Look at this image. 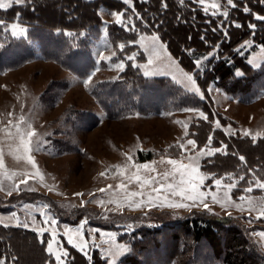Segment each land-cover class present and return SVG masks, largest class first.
Instances as JSON below:
<instances>
[{
  "label": "rangeland",
  "instance_id": "rangeland-1",
  "mask_svg": "<svg viewBox=\"0 0 264 264\" xmlns=\"http://www.w3.org/2000/svg\"><path fill=\"white\" fill-rule=\"evenodd\" d=\"M10 2L0 0V3ZM213 2L221 5L215 15L227 11V0H205L203 6L197 4L206 12L205 7ZM214 11L208 7L206 13L214 15ZM100 14L104 25L98 34L92 33L91 38L88 37L89 59L79 58L74 62L75 66H71L75 67L74 71L46 59L31 40L28 45L35 53L32 59L5 67L0 56V226L34 233L44 243V251L53 264H57L56 256L62 252L69 254V247L85 255L78 250L84 242L88 244L87 258L97 250L108 264L113 258L111 254L119 252L121 246L129 249L127 239H132L131 234L137 229L158 227V219L167 214L203 211L235 217L245 227H255L251 237L264 252V238L257 235L264 232V217L260 215L264 211V190L255 186L254 181L258 179L233 173L213 176L206 170V165L216 154L225 153V146H212L209 140L205 146H200L190 135V126L209 121L208 114L211 131L220 130L226 136L258 142L248 157L264 165V90L248 102L230 98L214 84L205 93L197 84L199 92L192 91V82L186 78V74L192 73L180 66L156 34H140L134 43H126L123 48L118 44L114 49L106 34V23L116 22L113 14L119 13L102 10ZM12 25L26 31L23 35L13 36L9 30ZM2 26L0 50L8 44V37H26L29 30L16 21ZM152 36H157L158 41L154 43ZM131 44L137 48L128 50ZM239 50L253 68L264 66L263 46L246 40ZM208 57L197 60L199 66L196 61L198 69H202ZM150 59L152 64H149ZM121 64L122 71L117 67ZM128 66L136 69L143 78L168 79L182 91L202 100L206 111L198 105L179 107L166 102L164 97L153 101L150 96L149 106L144 102L145 108L141 112L110 117L92 91L101 82L119 81L120 74ZM146 71L148 75H145ZM107 88L104 89L106 94ZM148 88L150 86H146ZM201 113L207 120L201 118ZM17 128L23 138L30 141L31 150L27 153L20 144V136L16 135ZM29 132L34 135L29 137ZM188 139L195 143L187 144ZM29 158L35 167L29 163ZM169 159L177 160L175 168L167 163ZM140 165L148 167L141 168ZM182 165L187 166L186 170L180 167ZM221 165L215 166L214 170L220 169ZM176 168H180L185 180H202L199 190L215 194L224 207L214 203L210 195L205 199L206 210L202 204H193L179 196L154 192L153 189L161 185L181 179ZM244 171L248 173L247 169ZM165 173L175 174L165 179ZM136 175L140 181L134 179ZM217 178L221 179L220 187L215 185ZM144 180L151 183L141 187ZM240 181L246 185L241 186ZM232 183L236 187L229 188ZM249 186L253 187L251 193L245 191ZM130 193L142 195L133 197ZM38 196L48 197L55 207L50 209L48 202ZM241 197L245 199L242 201ZM169 204L187 207L175 208ZM49 244H52L51 252ZM25 245V256L20 264H34L35 248ZM124 254L116 257V264ZM63 259L65 263L67 257Z\"/></svg>",
  "mask_w": 264,
  "mask_h": 264
},
{
  "label": "trees",
  "instance_id": "trees-1",
  "mask_svg": "<svg viewBox=\"0 0 264 264\" xmlns=\"http://www.w3.org/2000/svg\"><path fill=\"white\" fill-rule=\"evenodd\" d=\"M130 3L131 6L125 0H32L0 8V21L4 24L16 21L29 29L26 37L6 39L8 44L0 50L3 65L17 66L32 59L35 53L28 45L31 40L46 59L74 71L75 67H71L75 66L74 62L79 58L89 59L88 37L101 31L104 20L100 12L104 10L123 14L121 24L106 23V34L114 49L118 44L134 43L140 34L153 33L164 42L180 66L192 73L202 92L214 84L230 98L248 102L264 90V66L253 68L239 50L246 40L264 47V20L255 19L256 15L264 16V0H234L237 7L228 6L227 17L208 14L193 0H184L183 4L180 0H130ZM244 8L249 11L245 13ZM236 23L241 27L236 28ZM3 33L0 25V39ZM136 48L131 44L127 49ZM208 55L202 69H198L196 61ZM237 71L241 75H237ZM108 82H101L92 93L98 96L97 102L112 118L131 111L141 112L144 102L149 106L150 96L153 101L164 97L166 102L176 106L198 105L206 111L205 103L192 93L182 91L166 78H143L131 66L120 74L119 81ZM209 121L190 126V135L198 145L205 146L211 137L212 146H225V153L212 157L206 170L213 176L233 173L264 182V165L248 157L258 142L226 136L220 130L211 131ZM246 148L248 151H244ZM217 165H221L220 169L214 170ZM240 185L246 184L240 181ZM38 198L48 202L50 209L55 207L48 197ZM158 223V227H141L131 234L132 239H127L130 251L118 264H211L215 261L264 264V252L251 237L255 227H245L235 217L196 211L167 214L159 218ZM25 243L35 248L34 264H53L44 251V243L34 233L0 226V260L4 264H20L26 252ZM89 258L69 247L64 264H107L97 250H93Z\"/></svg>",
  "mask_w": 264,
  "mask_h": 264
},
{
  "label": "snow or ice",
  "instance_id": "snow-or-ice-1",
  "mask_svg": "<svg viewBox=\"0 0 264 264\" xmlns=\"http://www.w3.org/2000/svg\"><path fill=\"white\" fill-rule=\"evenodd\" d=\"M31 3L32 0H11L10 3H0V8H4V9H7L9 7L12 6V3H16V4H25V3ZM194 3H199L201 4L202 6L205 4V0H193ZM125 3L126 4H129V6H131V3H130V0H125ZM180 3L183 4L184 3V0H180ZM227 4L233 8L237 7V5L234 3V0H227ZM164 7L166 8L167 7V4L165 3L164 4ZM208 7H211L212 9H214L215 11L213 12V14L215 15L216 14V11H219L220 10V7L221 5L218 4V3H211L210 5H208ZM208 7H205V11L207 12L208 10ZM244 11L245 13H247L249 10L248 8H244ZM224 17H227L228 16V12L225 10L221 13ZM116 16V22L119 24V23H122V20H121V17L123 16V14H113ZM255 19L256 20H264V16H259V15H256L255 16ZM4 22L3 21H0V25H3ZM7 27V26H6ZM235 27L236 28H240L241 25L239 23H236L235 24ZM250 28H254L255 25H249ZM11 32H12V35L13 36H17V35H23V33L26 31L25 29L19 27L18 25H12L11 28L9 29ZM134 30V29H132ZM152 41L155 43L158 41V37L157 36H152L151 37ZM203 39V37H202ZM121 48L124 47V45H120ZM134 57H129V59H133ZM158 58V57H157ZM153 61L150 59L149 60V64H152ZM197 65L199 66L200 65V62L197 61ZM117 67L122 71L123 70V65H117ZM149 73L146 71L145 72V75H148ZM237 75H241V73L237 72ZM186 78L188 81L192 82V88L190 90L192 91H196V92H199V89L196 88V82L194 81L192 75H188L186 74ZM203 98V97H201ZM201 115V118L207 120V116H205L203 113L200 114ZM217 127H219V124H217ZM245 135H248L247 132L244 133ZM16 135L20 136V144L24 150L25 153L29 152L31 150L30 148V141H26L23 136L20 134V131H19V128H17V132H16ZM29 137L33 136L34 133H31L29 132L27 134ZM259 135V134H257ZM255 139V137H254ZM211 141V137H209V142ZM195 142L194 140L192 139H188L187 140V144L189 145H193ZM216 151H219V149H216ZM241 160H244V157L241 156L240 157ZM29 163H33L31 161V159L29 158ZM168 164L170 165H173L174 168L177 166V160L175 159H169L167 161ZM33 167H35V164L33 163ZM139 167L141 168H147L148 166L147 165H140ZM181 168H184L186 170L187 166H180ZM196 169H193V172H195ZM176 172H180V168H176ZM37 175H39V173H36ZM123 173H121L122 175ZM175 173H165V179H167V177L169 175H174ZM180 175H181V179L179 181H177L176 183H167V184H164V185H161L160 187L158 188H155L153 189L154 192H156L157 194L161 193V192H165V194L167 195L168 193H170L172 196H179L182 200H189V201H192L193 204H202L204 206V208L207 210L208 209V205L207 203H205V199L207 198V196H211V199L213 200L214 203H217V204H220L221 207H224L223 203H221L220 200L217 199V196L215 194H212V193H204V192H201L199 189L202 185V180L200 182H196L195 180L193 179H188V180H185L183 178V172H180ZM134 179L136 181H140V177L139 175H136L134 176ZM155 179V178H153ZM228 179H232V177H228ZM241 180L244 179V177H240ZM151 182L148 181V180H144L141 182V187H143L144 185H148L150 184ZM221 179L217 178L215 179V185L217 187H220L221 186ZM255 183V186L259 189H262L264 190V182H262L261 180H256L254 181ZM229 188H233V187H236V184L235 183H232V184H229L228 185ZM103 191V189L101 190ZM246 192H249L251 193L253 191V187L252 186H249L247 189H245ZM137 195H142V193H130V196H137ZM245 198L244 197H241L240 200H244ZM149 202H151V200H149ZM103 203V202H101ZM251 203V202H250ZM119 206V205H118ZM169 207H175V208H182V207H187V205L185 204H169L168 205ZM137 207H139V204H137ZM239 210H250V209H239ZM261 217H264V211H261ZM27 226V225H25ZM129 227H131V225H129ZM258 236H260L261 238H264V232L262 233H257ZM69 243H72L71 240H69ZM73 247H77L76 244H73L72 245ZM87 248H88V244L87 242H84V243H81L78 247V250L83 252L85 255H87ZM48 249H49V252H51V249H52V244H49L48 245ZM130 249L126 248V247H123L121 246L120 249H119V252L117 253H113L111 254L112 255V259H110L108 261V264H116V257L119 256V255H122L126 252H129ZM68 256V253L67 252H62V254L60 256H56V261H57V264H64V257H67ZM90 259V258H89ZM0 264H4L3 261H0Z\"/></svg>",
  "mask_w": 264,
  "mask_h": 264
}]
</instances>
